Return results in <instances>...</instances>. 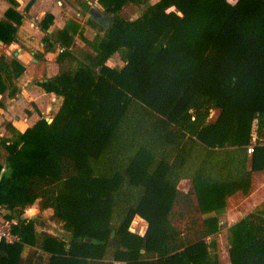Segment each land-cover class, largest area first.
<instances>
[{
    "label": "trees",
    "instance_id": "16d2710c",
    "mask_svg": "<svg viewBox=\"0 0 264 264\" xmlns=\"http://www.w3.org/2000/svg\"><path fill=\"white\" fill-rule=\"evenodd\" d=\"M148 1L97 0L102 14L86 21L97 35L84 39L94 54L79 61L71 49L79 25L54 32L58 71L39 85L61 97L57 111L23 131L6 122L10 136H0V207L19 237L0 242V264H222L217 217L180 234L169 215L191 193L202 213L224 208L227 184L242 179L246 192L250 171L264 169L256 141L246 177L213 173L234 165L227 148L245 151L254 124L264 131V0H157L136 18L121 14ZM51 21L46 14L43 26ZM20 22L9 7L0 41H15ZM116 52L122 66L108 64ZM23 72L0 55V107ZM192 161L193 190L183 195L176 185ZM35 200L63 234L22 216ZM135 214L148 222L143 235L129 230ZM227 231L230 264H264V202Z\"/></svg>",
    "mask_w": 264,
    "mask_h": 264
},
{
    "label": "crops",
    "instance_id": "0c3cea01",
    "mask_svg": "<svg viewBox=\"0 0 264 264\" xmlns=\"http://www.w3.org/2000/svg\"><path fill=\"white\" fill-rule=\"evenodd\" d=\"M155 1L157 0H149L148 2L152 4ZM12 2L15 4H12ZM85 3L89 4L88 9L84 7ZM97 3V0L96 2L95 0H0V19L4 17V12L9 7H13L21 15V22L17 27L15 41L9 44H4L0 41V55L5 56L7 60L15 58L24 66V72L16 81L18 91L15 93L14 97L4 98L3 106L0 107L1 119L6 118L7 122L17 127L20 120L33 122L41 117L46 118L43 114L46 111L52 110V108L54 112L57 111L61 102V97L53 92H45L39 85V82L54 76L58 71V63L55 61L61 48L59 43L54 41V32L64 28L66 23L72 20L79 25V28H76V31L73 33L71 49L75 48L76 45L85 46L87 47V50L84 51L85 54L93 55L94 52L92 48L84 42V39L93 41L97 35V31L86 23L89 18V8L91 6L99 8L100 6ZM128 4L136 10H140L138 15L147 7L142 8L144 5L137 6L133 3ZM81 10L85 12L82 19H80ZM170 10H174V7L166 9V11ZM46 14L52 16V21L47 27H44L43 20ZM138 15L128 18H136ZM80 30L82 33L79 32ZM67 34H72L70 29H68ZM114 54L118 53L116 52ZM54 57L55 61H53ZM119 60L122 63L120 66H122L123 62L121 59ZM15 101L19 103V106L28 102L32 103L33 107L24 112L25 117L22 116V113H18L15 114L12 119L8 115V111L12 106L10 104L12 103L14 105ZM216 114L217 112L215 110L211 111L208 120H213ZM256 141L264 144V131L257 134L254 124L252 141L251 144L246 147L245 151H235V147L227 148L228 153H231L230 157L232 156L234 165L225 168L223 171H221L218 166L213 165V173L216 175L223 173V175L226 176L230 173L236 175V177L240 176V178H242V172L244 170L246 177L247 171L251 170L252 150L249 151V148H252V145L256 143ZM217 152L216 158L223 157V151L220 150ZM196 167V162L192 161L185 165L180 172L181 178L177 182L176 189L181 194L186 195L193 190L191 177ZM244 186H246V184L242 179L236 184H227L226 190L234 191L226 195L224 199V208L206 213H202L199 210L197 198L194 193L189 194L187 198H185V196H180L174 201L169 215L170 228L180 234H195L201 230L202 219L204 217H217L218 230L214 234V237L216 240L218 260L222 264H230L227 238L228 227L264 202V169L251 170L250 182L246 192L243 191ZM34 206L37 207L36 211L39 213L38 201L36 200L35 203L24 208L22 216L26 218H35V215L34 217L29 214V212L33 213L32 208ZM147 226L148 222L140 215L135 214L130 222L129 230L143 235ZM36 229L41 230L44 228L41 227ZM47 231L50 232L49 230ZM113 264L125 263L123 261H113Z\"/></svg>",
    "mask_w": 264,
    "mask_h": 264
},
{
    "label": "rangeland",
    "instance_id": "374dc122",
    "mask_svg": "<svg viewBox=\"0 0 264 264\" xmlns=\"http://www.w3.org/2000/svg\"><path fill=\"white\" fill-rule=\"evenodd\" d=\"M231 1H233V0H231ZM98 5H99V3H97ZM150 3L148 2L147 3V5H144L142 8H145L146 6H148ZM100 6V5H99ZM97 7V6H96ZM99 9H101L102 10V8H101V6L99 7ZM122 14L124 15V16H126V17H134V16H136V15H138L139 14V12H140V10H136L134 7H132L131 5H129L128 3H126L124 6H123V9H122ZM84 11L83 10H81V18L80 19H82V16H84ZM72 50H73V52L75 53V55H76V57L78 58V61L79 60H82V58H83V56H84V54H85V52L84 51H86L87 50V47H85V46H81V45H76L75 46V48H72ZM119 59H121L120 58V55H118V54H114V55H112L110 58H109V63L108 64H110V65H114V66H120L122 63H121V61L119 60ZM53 61H55V57H54V60ZM56 62V61H55ZM123 62V61H122ZM7 97H14V96H7ZM7 97H5V98H7ZM3 101H4V99H3ZM19 103L18 102H16L15 101V103H14V105L11 103L10 105H12L11 106V108L9 109V111H8V115L13 119L14 118V116H15V114H18V113H22V116L23 117H25V114H24V112L26 111V110H29L31 107H33V104L32 103H25L24 105H21V106H19L18 105ZM52 110H53V108H52ZM52 110H49V111H46L43 115L44 116H46V120L48 119V120H51V117H52V115L55 113L54 112V110L52 111ZM2 117H0V136H10V132L8 131V130H6V128H5V123L7 122V120H6V118L5 119H1ZM47 120V121H48ZM35 121H33V122H28V121H22V120H20L19 122H18V124H17V129L20 131V130H23L26 126H31L33 123H34ZM27 128V127H26ZM3 154H5V151H4V149L2 150H0V156H3ZM35 202H36V200H35ZM34 202V203H35ZM26 207H29V206H26ZM32 212L33 213H31L30 214V216H36V218L38 219V220H41L42 222H43V225H39V224H36V228H44V229H46V230H49L50 232H52V233H55V234H63V229L61 228L60 229V226H59V224L58 223H56V222H54V221H52L51 219H49V218H47V216H46V214L45 213H38L36 210H37V207L36 206H34L33 208H32ZM36 212H37V214H36ZM34 216V217H35ZM216 252H217V247H216ZM217 254H218V252H217Z\"/></svg>",
    "mask_w": 264,
    "mask_h": 264
},
{
    "label": "built area",
    "instance_id": "2783aa9c",
    "mask_svg": "<svg viewBox=\"0 0 264 264\" xmlns=\"http://www.w3.org/2000/svg\"><path fill=\"white\" fill-rule=\"evenodd\" d=\"M96 2V0H95ZM97 5V4H95ZM252 148H249L251 151ZM17 224L16 218H6L5 210L0 207V242L13 243L19 239L18 235L13 231V227Z\"/></svg>",
    "mask_w": 264,
    "mask_h": 264
},
{
    "label": "water",
    "instance_id": "95a60500",
    "mask_svg": "<svg viewBox=\"0 0 264 264\" xmlns=\"http://www.w3.org/2000/svg\"><path fill=\"white\" fill-rule=\"evenodd\" d=\"M101 14H102V10L101 9L95 8V7H92V6L89 8L88 16H91V15L99 16ZM48 121H51V120H48ZM113 236H114V231H112L110 233V237L112 238ZM111 238H110V241H109L110 244L112 243V239Z\"/></svg>",
    "mask_w": 264,
    "mask_h": 264
},
{
    "label": "clouds",
    "instance_id": "9594fccd",
    "mask_svg": "<svg viewBox=\"0 0 264 264\" xmlns=\"http://www.w3.org/2000/svg\"><path fill=\"white\" fill-rule=\"evenodd\" d=\"M29 214H31V212H29Z\"/></svg>",
    "mask_w": 264,
    "mask_h": 264
}]
</instances>
